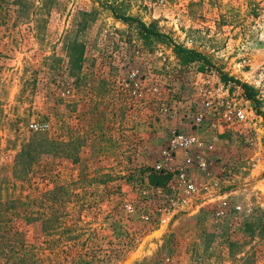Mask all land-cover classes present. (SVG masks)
<instances>
[{
  "label": "rangeland",
  "instance_id": "1",
  "mask_svg": "<svg viewBox=\"0 0 264 264\" xmlns=\"http://www.w3.org/2000/svg\"><path fill=\"white\" fill-rule=\"evenodd\" d=\"M109 6L165 38H142ZM168 41L212 70L185 64ZM75 46L79 67L69 57ZM263 64L264 0H0V176L13 197L49 215L48 235L39 221L17 227L38 264H264L263 118L226 83L249 105L248 124L201 133L212 150L194 156L209 165L184 167L199 191L179 209L183 167L166 149L172 125L150 105L170 91L179 115L196 113L205 74L245 84ZM33 133L52 141L50 152L12 180L14 156ZM140 167L172 173L166 191L147 186Z\"/></svg>",
  "mask_w": 264,
  "mask_h": 264
},
{
  "label": "built area",
  "instance_id": "2",
  "mask_svg": "<svg viewBox=\"0 0 264 264\" xmlns=\"http://www.w3.org/2000/svg\"><path fill=\"white\" fill-rule=\"evenodd\" d=\"M135 76L136 71L131 74L132 78ZM246 80L245 84L256 92V98L264 101V64L254 69ZM138 82H133L130 85L128 93L131 96L137 94ZM196 87V113L189 110L184 115H179L183 107L182 103L175 101L172 95L168 93L170 91H167L168 96L164 98L157 97L150 104L152 113L156 118L164 119L172 125L170 126L166 149L167 156H178L183 167L178 173L182 191L175 202L176 207L179 209L189 204L190 200L199 191L195 183L186 178L184 167L194 164L203 169L209 165V162L207 164V161L202 157L194 156L195 153H208L212 150L210 143L200 138L201 133L205 130L213 135H219L224 131L233 129L239 130L237 132L241 133L248 124V115L250 114L249 105L240 106L229 87L217 80L214 75L205 74L201 83ZM152 92L157 94L159 90L155 86L152 88ZM186 109L188 110V108L184 110ZM182 119H184V122ZM179 121L189 125V130L185 131L181 128L180 124H178ZM29 127L32 132L43 129L42 125L33 124Z\"/></svg>",
  "mask_w": 264,
  "mask_h": 264
},
{
  "label": "trees",
  "instance_id": "3",
  "mask_svg": "<svg viewBox=\"0 0 264 264\" xmlns=\"http://www.w3.org/2000/svg\"><path fill=\"white\" fill-rule=\"evenodd\" d=\"M108 9L112 12L115 18L126 24H134L135 29L142 38L155 37L157 39L165 38L162 34L154 30L150 25H146L137 19L129 16L117 14L111 6ZM250 12H253L254 7L249 5ZM171 44L172 52L179 57L185 64L198 63V68L203 73H208L212 70L209 61L200 53L191 49H186L180 45ZM72 46V45H71ZM76 47V46H75ZM78 47V46H77ZM76 47L73 55H69L71 63L79 67L81 47ZM217 79L223 84L232 83L238 86L244 98L251 102L255 109V113L263 118L264 113L258 111L259 102L256 99V92L246 84L238 83L226 75L220 73ZM52 141L44 135L33 133L28 139L21 144L19 150L14 156V163L11 168L10 178L12 180L19 179L25 173L30 164L35 161L36 157L41 153L48 154L50 152V144ZM138 172L144 176L147 186L151 188H159L166 191L167 185L172 178V173L164 170L152 171L148 167H140ZM9 182L7 177L0 176V264H38L35 257V251L32 246L27 245L23 240L21 231L17 228L19 224H34L39 221V232L48 235L49 215L42 216L31 208L34 199L21 200L13 197L10 193ZM52 191H47L44 196L51 194ZM41 196L40 198H42ZM40 218H44L41 219Z\"/></svg>",
  "mask_w": 264,
  "mask_h": 264
}]
</instances>
